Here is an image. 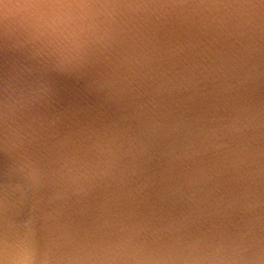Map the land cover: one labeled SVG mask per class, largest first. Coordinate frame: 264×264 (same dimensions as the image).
Returning <instances> with one entry per match:
<instances>
[{
  "label": "water",
  "instance_id": "1",
  "mask_svg": "<svg viewBox=\"0 0 264 264\" xmlns=\"http://www.w3.org/2000/svg\"><path fill=\"white\" fill-rule=\"evenodd\" d=\"M0 264H264V0H0Z\"/></svg>",
  "mask_w": 264,
  "mask_h": 264
}]
</instances>
